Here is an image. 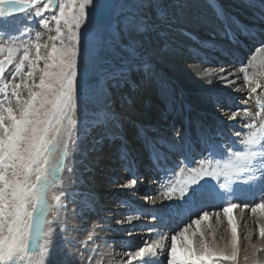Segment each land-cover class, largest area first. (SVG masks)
<instances>
[{"label":"snow or ice","instance_id":"1","mask_svg":"<svg viewBox=\"0 0 264 264\" xmlns=\"http://www.w3.org/2000/svg\"><path fill=\"white\" fill-rule=\"evenodd\" d=\"M257 2L264 24V0H249L248 6ZM210 7L223 21L222 39L236 45L243 36L264 49V27L256 30L236 23L239 31H234L217 0H211ZM157 10L159 23L171 26L175 17L159 0H0V264H85L86 253L87 264L96 259L97 249H88L101 239L95 234L77 250L78 261L66 251L68 205H76L74 216L92 209L87 201L83 207L78 205L74 192L64 188L62 173L75 175L77 156H84L82 138L91 136L88 151H96L105 141H121L119 158L131 177L122 188L134 190L143 179L132 170L134 161L112 106L111 89L132 83L133 73L146 79L154 75L151 63L144 59L140 37L155 29L151 17ZM19 14L27 21L24 27L17 26ZM37 23L43 31L33 36ZM187 35L199 45L196 53L200 48L220 50L215 34L206 41ZM205 62L206 58L200 61ZM238 73L250 93L244 100L247 104L251 94L262 88L247 72V65L220 64L202 70L207 83L242 92L236 83ZM204 99L223 109L221 115L233 122L227 127L236 139L225 138L223 129L214 134L202 130L197 137V161L189 136L178 131L169 141L139 129L152 171L160 177L155 182L164 188L146 200L170 201L154 209L151 219L165 228L174 222L178 228L168 229L169 244L165 235L149 243L157 229L148 227V239L111 256L109 264H264V257L257 255L264 252V103L257 100L258 110L253 113L247 107L232 110L231 99L211 89ZM235 122L241 123L242 130H234ZM174 154L179 155L178 161L172 159ZM111 182L119 183V178ZM233 209H239L241 216L250 210L256 219L259 239L252 243L253 232L248 231L242 261ZM144 215L137 209L117 220L118 231L131 236L135 222ZM225 220L229 235L217 238Z\"/></svg>","mask_w":264,"mask_h":264},{"label":"rangeland","instance_id":"2","mask_svg":"<svg viewBox=\"0 0 264 264\" xmlns=\"http://www.w3.org/2000/svg\"><path fill=\"white\" fill-rule=\"evenodd\" d=\"M218 1L221 2V5H222L221 7H223L224 10H227L229 12L227 15L228 20L231 23V26L232 27L234 26V28H233L234 31H237V32L239 31L236 28V24L234 23L235 21H238L240 23L241 22L245 23L246 25L250 24L252 26H254V24L255 25H262L261 22H253L254 24H252V23H250V21H252V20L249 19V17H251L250 15L253 14L252 16H254L257 14L256 20L260 21V16H258V15H260V12H259L260 6L259 5L255 6V7H250V6H248L249 0H218ZM159 2L161 4L166 5L168 10H169V16L170 17L174 16L175 18L171 19V21H170L171 26H169V24H167V23L161 24V23H159V20L161 19V17L159 15V10H157L156 15L151 17V19L156 24L155 29L150 31L149 33H147L145 36L140 37V39L143 41V52L145 53L144 59L148 60L151 63V65L153 67L154 75L152 76L151 79H146L145 77H143L139 73H133L131 76V81L133 83L132 85L130 83L128 85H125L122 88L118 87V88L111 89L112 106H113L116 114L120 118L122 132L127 126L130 127L131 125L132 126L136 125L135 122H133V121H132L131 125H127L129 123V121L127 120V114L129 112H131L133 109H134V111H137V109L141 110L142 109L141 107L136 108V106H137L136 101L141 102V100H143L142 98L147 96L148 99L150 98V102L155 101L156 103L159 104V108L162 109L163 112H165L164 114H166L167 110H171V107H168L169 108L168 109L167 105L173 107L177 103L179 106L180 102H181V105L183 104V102H184V105L187 104L185 102H188V106L192 110L190 115L187 116V123L190 124V126L192 127V129L189 131L188 134L190 135V138L193 140V142H195L197 144L198 148H200V145L197 143V137L202 130H208L210 132L212 131L211 133L214 134L218 129H223L225 134L231 136L232 139L235 140L236 138L234 136H232L231 131L227 127L229 124H231L233 122H228L226 120V118L221 115V112L223 111V109L222 108H216L212 104L205 102L204 98L207 95V90H203L204 92H206V94L196 92V93H193V95L191 97L188 93V89H192L193 87L187 86V83H186L187 79L190 76L180 80L179 82H176V87H172V84H173L172 78L169 76L170 72H172L171 70L174 69L171 67H175V66H179V65L181 66V64H183V63L185 64L184 66H189V65L192 66L197 61L200 63L201 59L204 58L203 54H204V51L206 50V48H202L204 51L200 48L199 53H196L193 50L190 55L186 56L188 53V52H186V46H187L188 42H190V44H192L193 47L195 46L196 49L199 48V45L194 43L193 39L190 38L189 36H188L189 39H188V37H184L183 32H185L186 34H188V32L191 34L192 33L195 34V36L192 34V37H195L200 41H201V38H205V37L206 38H210V37L213 38V34H215V41L219 40V38H221L223 36V28H222L221 22L218 21V18L216 16L214 9L212 7H210L211 0H205L206 3H204L203 0H159ZM201 11L204 13H208L209 16H206V18H209L208 22L213 23V25L206 27V25H205L206 23L201 18V15H202ZM239 12H242V13H239ZM245 16H248V17H246L247 20L245 19ZM26 24H27V21L24 18V14L19 15L18 21H17V26L18 27H24ZM35 26H37V24H35L33 26V28ZM40 30L43 31V29H41V28H40ZM36 31H39V30H36ZM209 32H210V34H209ZM219 34H221V35H219ZM223 40H225V39L221 38L219 41H217L218 45L221 44ZM244 40H247V43H244ZM241 41L242 42L240 44L233 45V44L227 43V45L234 47L235 52H239L241 55H243L245 53L247 54L248 52H251L250 48L253 46L254 43L252 41L248 40L247 38L243 37V36L241 37ZM0 42H2V41H0ZM182 43H184V44H182ZM223 44H225V42H223ZM225 45L224 46L219 45V46L222 50L231 51V49ZM231 52H233V51H231ZM218 53H219V51L215 52V51L208 49V51L205 53V58H206V60H208V62L206 61L207 63L205 62L202 65H204L205 68H207V67L213 68V67H216L220 64H225V65H228L229 68H233L234 63H232L231 60H235V61H237L239 59H240L239 61L243 60L242 56H241L242 58L235 59V56L233 53L229 54V55H222V54L217 55ZM224 53H228V52H224ZM172 54L174 56H176V58L171 57ZM258 56L259 55H257V57ZM253 58L255 59L256 55L253 56ZM253 58H252V63H249L251 69L248 66L247 71L251 70L248 72L249 75L250 76L254 75L255 76L254 79H256L257 73H256L255 68L261 69V68H263L264 65H262L263 62L260 63L261 65L260 64L257 65V63H259L258 58L255 59L256 61ZM115 62L116 63L119 62L118 57L115 58ZM177 63H178V65H177ZM155 65L157 66V68L155 67ZM253 65L256 67L254 68ZM236 66H238V65H236ZM258 66H259V68H258ZM179 70H180V68H179ZM258 71L259 70H257V72ZM176 72L177 71H175V73ZM175 73H172V74H175ZM254 73H256V74H254ZM238 75H239V79L237 80V85L240 87L241 86L240 83H241L242 79H241V74L238 73ZM259 79L257 78L256 80H258L259 82L261 80V82H263L264 77H263V80H262V78L260 80ZM135 83L137 86H138V84H141L144 87L143 88V87L138 86L140 88V91H138V94L142 95V98H140L138 95H136V92H137L136 87L133 86ZM204 86L205 85L198 86V88L201 89ZM129 87H131V91H132L131 95L128 94L129 93ZM242 88H243L242 92H233L231 90V88H227L226 92L222 93V95L231 99L232 110H235V108H237V107H239V108L247 107L252 112L256 111L257 100H263L262 103H264V95H263L264 94V84L262 85V88L259 89L260 91L258 90L259 92H257L256 94H251V99H249L247 104L244 102V100L246 97L250 96V93H249V91H247L248 90L247 87L242 86ZM179 90H180V92H179ZM211 90L213 92H219L216 83H214V86L211 88ZM157 91L162 93L161 94L162 97L160 96V98H158L155 95V93ZM244 91H246V92H244ZM260 92L263 94H261ZM131 99H133L135 101V102H132L130 104V107H132L133 109L129 108V106L126 105ZM144 107L143 108L145 110L144 111H137L138 112L137 115H136V113L130 114L129 119L135 118V115H136L140 119V121H138L137 119H134V120L137 122H140V126L143 125V123L146 124L145 122L147 120H152V121H154L155 130L149 131V135H158V136L163 135V137L167 138V140L170 138L173 139V137H171V136H173V134L175 136L178 131H175V126L172 127V130L168 129V126L169 125L171 126V124H172L170 121L172 119V116L171 115H163L155 108L149 109L147 106H144ZM224 107H228V105H224ZM172 109H174V107ZM199 109H201V111H199ZM202 109H205L207 111H204V110L202 111ZM173 112L175 113V111H173ZM139 114H142V115H139ZM151 115H152V117H151ZM143 121H145V122H143ZM221 121H223V124L220 123ZM180 122L181 121H179V123ZM179 123L177 125H179V126L182 125L181 123L180 124ZM148 125H151V124H148ZM136 127L138 128V126H136ZM137 128H133V130L126 129L124 131L123 138L127 137L128 142H130V144H132L133 147L138 146L145 151L142 142L135 138V133H136ZM156 128H158V129H156ZM234 130H242V125L240 122L234 123ZM179 132L181 134H183V132L181 130ZM92 135H95V133H92ZM91 139H92L91 136L87 137L86 139L82 138L83 143H82L81 147L84 150V156H83V158H80L79 154L77 156V162L75 163V168H76L75 175L70 174L67 171L62 173V179L64 182L63 186L65 189H68V190L74 192V194H75L74 198H78L77 203L80 207H83L85 201H87L88 206L92 210L95 207L101 208L100 211H102V213H105V214L100 217V222L98 221L95 223L94 222L90 223V222H88V213L89 212H86V213L79 215V216H74V215H72V213L75 211L76 205L70 204V209L68 210V213L66 214L67 219H66V224H65V226L69 229V231L67 233H65L64 235H66L68 237V239L71 237L73 239V241L68 244L66 251L69 253H72V255L70 257L71 260L78 261L79 253L77 250L81 248V245L83 244L84 241H86L87 237L90 234H95V235H98L101 239L96 241L95 244L88 246L89 252L92 251L93 247H95L97 249L96 259L92 261V264H96L97 261H100L101 264H109L108 263L109 259H107V257L112 255V254L108 255L109 249H111L112 252H115V254L117 252L122 253V251L125 249V248H123L122 241H124L125 239H133L135 237L139 238L140 240L143 239L144 237H145L144 239H148L147 228L148 227L156 228L153 225L149 226V220L150 219H148V217H149L148 212L150 211L149 209L151 207H153L154 203H152L151 199L146 200V197L156 196V193H155L156 188L151 187L152 189H150V190H144L148 187L144 183L146 181L147 177L144 175H141L143 177V179L140 182H138V185L142 189V190L141 189H138V190L141 193H139L137 197H132L131 201H134L137 204H139L140 207L143 208L142 210H146V213L140 220L136 221L137 223H139L138 224L139 226L136 225V222H135V227L133 229V234L131 236H129L127 232L118 231L120 226L117 229L115 228L116 229L115 232H112L110 234V236H108V234L111 232V231H109V229H104L103 231H101L100 230L101 228L99 227L101 224H103L104 226H109V224H110V225H112L111 229L113 230L114 229L113 225L115 224V222L117 220H124V219H126L127 214L133 213L132 209H130L129 206H125L124 203H121L122 200L120 201L116 197L119 196L120 194H122V195H120V199L125 200V197H122V196L128 194L129 191H132L133 193H135L136 188L134 190H129V189H124L121 187V185L128 182V180L131 178L130 176H123L121 174H118L117 172H115L113 169H111L109 167L105 168L106 165H104V168H101V169L99 168L100 165L91 167L92 165H94L96 163L97 155L100 154L98 152V149L96 151H88V149L91 147ZM178 156L179 155H177V157H176V154H175V155H173V158L177 161L179 159ZM99 158H100V155H99ZM144 159H146V158H144ZM103 161H105V159L101 160V162H103ZM110 163L111 162L108 161V164H110ZM69 165L70 166L73 165V162L71 159L69 160ZM91 168H93L94 175L91 172ZM107 174H108V176H107ZM109 175H112V177H111L112 180L115 177L116 178L119 177V178H124V180H126V182L120 181V183L111 184L109 182L110 180L107 179V178H109ZM94 177H95L96 181L94 180ZM73 185H75V186L73 187ZM139 186H138V188H139ZM116 188H117V190H116ZM98 190H100L101 192H97ZM126 190H128V191H126ZM107 191H109V192L105 193ZM92 195H95V196H92ZM126 196H128V195H126ZM93 200L95 203H92ZM164 201L162 203L159 201L158 204L159 205L167 204V200H166V202H164ZM110 202H112V203H110ZM128 205H130V204H128ZM118 207H122L125 209V211L123 210L122 218H120V215H117V212L119 209ZM105 217H106V219H105ZM49 218H51V217H49ZM117 218H120V219H117ZM89 219L91 221L98 220L99 219L98 210L91 212L89 214ZM110 219H112V220H110ZM79 224H82L83 227L82 228H72L73 226L79 225ZM140 224H141V226H140ZM225 224L226 223L223 224V227L226 229L227 225H225ZM125 227H127V225H125ZM244 228H246L248 231L251 230L252 232H254L252 240H255L256 239L255 238L256 232H257L256 228H255V224L254 225H252V223L251 224H245ZM156 229L158 231V228H156ZM175 230H177V229H175ZM242 231L243 230H241V232ZM70 233L72 236H70ZM143 233L146 234V236ZM166 233H167V231H166ZM166 233L164 234L165 236L167 235ZM102 235H103L104 239H102V237H101ZM170 235H171V233H169L166 236L167 242L169 244H170V242H169ZM107 238H108V240H107ZM152 240H153V236L149 240V243H151ZM140 244H141V242L138 245H140ZM113 250H115V251H113ZM86 257H87V253L85 254V264H87Z\"/></svg>","mask_w":264,"mask_h":264},{"label":"bare ground","instance_id":"3","mask_svg":"<svg viewBox=\"0 0 264 264\" xmlns=\"http://www.w3.org/2000/svg\"><path fill=\"white\" fill-rule=\"evenodd\" d=\"M204 1V3H206L205 2V0H203ZM234 2V1H233ZM248 3V2H247ZM207 5V4H206ZM259 5V3L257 2V4H256V6H258ZM208 6V5H207ZM223 9V11L228 15V11L227 10H224V8H222ZM230 9V8H229ZM228 9V10H229ZM248 10V9H247ZM202 12V11H201ZM239 13H242V12H239ZM202 15H201V18L203 19V21L206 23L205 25H206V27H209V26H211V25H213V23H210V22H208V19L209 18H206V16H209L208 15V13H204V12H202L201 13ZM244 16V15H243ZM258 16H260V15H258ZM246 17H248V16H245V19H246ZM251 20H256L257 19V14L256 15H254V16H251V17H249ZM247 20V19H246ZM218 21H219V19H218ZM259 21V20H258ZM230 23V22H229ZM235 24L236 23H239V24H242V25H246L245 23H240V22H238V21H235L234 22ZM231 24V23H230ZM248 26H252V25H250V24H247ZM255 25V24H254ZM263 25V24H262ZM200 27V26H199ZM220 28V27H219ZM233 28H234V26H233ZM259 28H261L260 26H258V27H256V30H259ZM202 29V28H201ZM189 33V32H188ZM217 33V32H216ZM193 34V33H192ZM194 36H195V34H193ZM219 35H221V34H219ZM217 36V35H216ZM188 39H189V37H188ZM221 38H219V40H220ZM219 40H216V45L219 47V53L218 54H220V53H222V52H230V53H234V51L235 50H233L230 46H228L227 45V43L229 44V41L227 40V41H225V40H223L222 41V43L221 44H219L220 46L222 45V46H224L225 44V46H227V47H229L230 49H231V51H233V52H231V51H226V50H222L221 48H220V46L218 45V43H217V41H219ZM223 42H225V44H223ZM182 44H184V43H182ZM256 45L258 46L259 44L258 43H256ZM192 46V47H191ZM194 48L196 49V47L194 46L193 47V45L192 44H190V42H188L187 43V46H186V52H188L187 53V55L186 56H188V55H190L191 54V52L194 50ZM208 49L209 48H206V50H205V53L208 51ZM242 51V50H241ZM215 52H217V51H215ZM229 53V54H230ZM246 54V53H245ZM255 55H256V58L255 59H257L258 58V61H259V63H257V65L258 64H260V63H264V49H261L260 51H255ZM254 55V56H255ZM257 55H259L258 57H257ZM210 56V55H209ZM212 56V55H211ZM242 56V55H241ZM153 57V56H152ZM171 57H173V58H176V56H174L173 54L171 55ZM178 58V57H177ZM205 58V57H204ZM252 58H253V56L252 57H249V58H247V60L249 61V63H252ZM254 59V58H253ZM254 59V60H255ZM182 60V59H181ZM240 60V59H239ZM197 61V60H196ZM233 61V60H232ZM256 61V60H255ZM207 62H208V60H207ZM176 63V62H175ZM238 63V62H237ZM262 63V65H264ZM193 64V63H192ZM231 64V63H230ZM243 64H245L246 65V61L245 62H243ZM174 65V64H173ZM177 65H178V63H177ZM185 64L183 63V64H181V66L179 65V66H175V67H171V68H174V69H172L171 71L172 72H170V77L172 78V82H173V84H172V87H176V82H179L180 80H182V79H184V78H186V77H188V76H190L188 79H187V81H186V83H187V86H192L193 88L192 89H188V93H189V95L192 97V95H193V93H196V92H198V93H205L206 94V92H204L203 90H208V89H211L213 86H214V83L213 84H209V83H207L206 81H207V78H205V77H203L202 76V70L203 69H206L205 68V66L204 65H202V64H200L198 61L196 62V63H194L192 66H184ZM261 65V64H260ZM259 65V66H260ZM248 66H249V68L251 69V67H250V65H247V69H248ZM259 66H258V68H259ZM236 67V66H235ZM256 67V66H255ZM254 67V68H255ZM170 68V69H171ZM179 68H180V70H179ZM253 68V69H254ZM263 68H264V66H263ZM176 69V70H175ZM260 69V68H259ZM164 70V69H163ZM255 70H256V73H257V69L255 68ZM175 71H177L176 73H175ZM251 71V70H250ZM172 73H175V74H172ZM256 73H254V74H256ZM253 76V78H255V76L254 75H252ZM258 78V77H257ZM256 78V79H257ZM241 83H240V87L242 88V86H244V82H243V75L241 74ZM259 79V78H258ZM260 80V79H259ZM262 80H263V78H262ZM243 82V83H242ZM260 82H261V80H260ZM237 83V82H236ZM199 84V85H198ZM217 84V83H216ZM261 84H262V82H261ZM132 85V84H131ZM203 85H205L203 88H198V86H203ZM196 88V89H195ZM217 88H218V90H219V93H225L226 92V88H224L221 84H217ZM197 90V91H196ZM246 90V89H245ZM248 91V90H247ZM260 91V90H259ZM258 91V92H259ZM179 92H180V90H179ZM244 92H246V91H244ZM243 92V93H244ZM262 92V91H261ZM260 92V93H261ZM157 93V92H156ZM155 93V94H156ZM248 93V92H247ZM159 94V95H158ZM162 93H160V92H158L156 95H157V97L158 98H160V96L162 97V95H161ZM261 94H263V93H261ZM240 95V94H239ZM262 96V95H261ZM240 99V98H239ZM123 102V101H122ZM137 102V101H136ZM141 102H144V103H148V105H150V107H157V105L155 104V103H153V102H150L149 100L147 101V100H141ZM185 103H187L186 105H184V102H183V104L181 105V102H180V105L178 106V103L177 104H175V106H173L174 107V109H172L173 107L172 106H168L167 105V108L168 107H171V110H167V112H171V116H173V124H177V123H179V121H181V123H183L185 120H186V115L188 114V115H190V113L192 112V110H191V108H189L188 107V102H185ZM166 105V104H165ZM189 108V109H188ZM169 109V108H168ZM190 110V111H189ZM207 111V110H205V109H202V111ZM161 111H163L162 109H161ZM173 111H175V113L173 112ZM199 111H201V109H199ZM163 114H164V112H163ZM180 117V118H179ZM179 118V119H178ZM219 120V119H218ZM134 122V121H133ZM130 123V122H129ZM127 124V125H130V124ZM131 124H132V122H131ZM126 125V126H127ZM172 127V126H171ZM141 128H144V129H146V130H151V129H153V127H152V124L151 125H148V124H144L143 123V125H141V126H139V129H141ZM139 129H138V131H139ZM184 129V128H183ZM190 130V127L189 126H187V128H186V131L188 132ZM138 131H137V137H139L138 136ZM212 132V131H211ZM183 135H186V133L185 134H183ZM175 136H177V134L175 135ZM175 136H174V134H173V136H171V137H173V139L175 138ZM167 139V138H166ZM172 138H170V139H168V140H170V141H172L173 140ZM141 146V145H140ZM99 155L100 154H98L97 155V159L99 158ZM175 155V154H174ZM140 156H141V159H140ZM96 157V156H95ZM144 157H146V155H145V153L141 150H138L137 148L135 149V151H134V153L132 154V159H133V161H134V163L135 162H137L138 160H139V162L141 161H146V160H144V159H142V158H144ZM176 157H177V155H176ZM179 157V156H178ZM118 161L120 162V163H122V161L120 160V158H119V156H118ZM117 162V161H116ZM151 165H149V167H150ZM196 166H198V164L196 165ZM137 168H138V165H137ZM133 170V169H132ZM134 172V171H133ZM127 173V175H129V173L128 172H126ZM124 176V175H123ZM145 183V182H144ZM87 188V187H86ZM136 191L138 190V186L136 185ZM152 189V188H151ZM116 190H117V188H116ZM154 190V189H153ZM113 195V194H112ZM157 195H160V193H158ZM92 196H95V195H92ZM126 196V195H125ZM128 197V196H127ZM131 197H133V196H131ZM119 200H122V199H119ZM123 202H125V200H123ZM158 202L159 201H157L156 203H155V208H157V209H161V208H163L164 206H166L167 204H164V205H159L158 204ZM164 202H166V200L164 201ZM153 203V202H152ZM143 204V203H142ZM150 204V203H149ZM150 206V205H149ZM151 207V206H150ZM149 207V208H150ZM148 208V207H147ZM247 211V212H246ZM245 211V213H244V215L243 216H241V214H240V212H239V210L238 209H233L232 210V215L236 218V221H237V223H239V225H238V228H237V230L242 226V229L241 230H243L240 234L238 233V235H239V237H240V240H239V243H240V245H241V254H240V258H241V261L243 260V249L244 248H247V246H248V241L246 240V239H244V237L247 235V233H248V230L246 229V228H244V226H245V224H250V222L252 223V225H254L255 224V228H256V219L254 218V217H252L251 216V213H250V210H246ZM247 213V214H246ZM113 217V216H112ZM105 219H106V217H105ZM137 223V222H136ZM211 223L212 224H214L212 221H211ZM225 223H227L226 222V220H225ZM225 225H227V224H225ZM224 225V226H225ZM223 226V225H222ZM222 226L220 227V229H219V231L217 232V238H219L220 236H225L226 238H227V236L229 235L228 233H226L224 230H225V228H222ZM100 228H103V229H111L112 228V226H104L103 224H101L100 226H99ZM247 227V226H246ZM251 227V226H250ZM113 228L115 229L116 228V226H113ZM227 228V227H226ZM248 228V227H247ZM249 229V228H248ZM254 230V229H253ZM254 233V232H253ZM144 234V233H143ZM102 237V239H104L103 238V235L101 236ZM256 239L255 240H252V243H257L258 242V239H259V237H258V232H256V237H255ZM107 240H108V238H107ZM111 241V240H110ZM109 241V242H110ZM131 242H133L132 241V239H131ZM177 243H179V241H177ZM124 245H130L129 244V240H125L124 241ZM109 249V248H108ZM113 251H115V250H113ZM120 251V250H119ZM178 251V253L180 252L179 250H177ZM106 252V251H105ZM121 252V251H120ZM118 253V252H117ZM110 254H112V255H110ZM108 255H110L109 257H107V259H111V256H113V255H115V252H112V250L111 249H109V252H108ZM259 257H264V252H261V253H258L257 254ZM109 263V262H108Z\"/></svg>","mask_w":264,"mask_h":264}]
</instances>
